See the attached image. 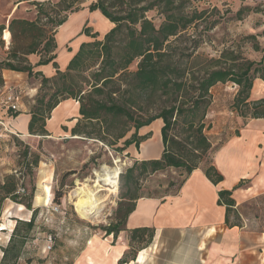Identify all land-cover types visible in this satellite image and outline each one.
Wrapping results in <instances>:
<instances>
[{"label": "rangeland", "instance_id": "obj_1", "mask_svg": "<svg viewBox=\"0 0 264 264\" xmlns=\"http://www.w3.org/2000/svg\"><path fill=\"white\" fill-rule=\"evenodd\" d=\"M60 1L0 0V26H3V22L7 19L9 23L13 19L35 21L39 5L34 4H42L39 24L41 29L48 32L46 36L52 40L50 46L55 45V23L73 11H86L91 3L96 2V0H78V3L65 9L71 0H67L65 4H61ZM186 1L183 8L185 13L202 12L201 19L172 42V62L177 63L180 69H185L186 78L191 73L201 74L202 71L198 72L199 70L210 68L217 61L221 66L224 62L227 65L231 64L227 58L233 53H240L242 57L252 61L260 60L264 31L255 33V27L261 23L260 3L247 6L245 0H240L238 7L239 3L232 0ZM15 6L17 9L11 12V8ZM252 10L258 15L251 16ZM89 14L92 26L101 28L100 23L90 17L91 13ZM145 16L156 28L164 18L157 6L148 10ZM88 28L93 30L91 27ZM0 36H2L1 29ZM119 38L117 37V42L114 43L118 49L122 44ZM101 41H104V38ZM31 43L29 36L25 38L12 36L6 53L8 55L11 49L25 52L26 47L28 48ZM42 47L43 44L35 54L46 58L47 55ZM222 55L224 58L221 57ZM138 62L139 59L133 60L126 72L134 73L138 69ZM100 67L101 59H98L96 54L89 55L84 61V66L78 71L71 72L65 79H58L57 82H51L44 87L39 85L32 106L36 104L37 94L44 97L45 101L48 99L54 101L66 97L69 99V90L70 92H75L79 88L84 92L90 90L92 74L99 71ZM34 80L40 84L39 77H35ZM63 82L68 86V91L56 92ZM115 88H118L119 92L113 95L114 99L130 111L132 120L126 117L113 119L109 115L93 121L81 118L78 123L80 133L76 134L77 138H72L74 135L68 134L67 137L60 139L28 138L26 143L0 127V170L7 169L2 178L4 180L6 176H14L16 191L18 188H24L22 194L16 193L17 202L24 201L33 190L32 208L37 209L32 231L26 235L24 226L20 225L16 234L14 233L13 243L19 248L20 254L17 264L29 262V264H119L121 257L117 260L112 257L116 255L119 246L124 248L125 252H130L127 259L133 253H139L133 261L134 264H167V258L173 257L175 247L172 245V238L168 240L163 236L156 241L152 238L146 246L143 242H135L130 248L123 234L119 233L114 238L105 233V228L119 221L131 203L128 201L127 189L120 178L114 193L110 194L108 191L96 193V197L100 198L97 201L99 214L97 222L83 219L74 210L73 203L76 198L73 192L80 187L79 183L89 180L87 184L93 187L95 174L102 166L110 168L119 166L122 174L133 164L134 158H139V150L136 152L133 147L123 148L124 141L135 131L134 122L146 121L157 115L163 107L170 105L166 96L151 91L140 92L130 89L124 81L117 82ZM236 92L237 90L229 82L218 83L209 91L210 104L206 123L210 125L207 136L213 145H223L236 134L241 136L250 122L248 120L244 125L245 121L231 109ZM93 98L97 99L100 96ZM122 133L124 137L117 140L116 137ZM36 156L38 160L34 165L33 160ZM256 157L258 160L261 159L260 149ZM178 172L168 169L145 176L137 185L136 195L161 197L174 193L176 186L168 189L167 183L174 181L177 185L182 179ZM249 182L250 179H245L236 187L241 193H236L235 196L237 200L242 201L237 208L242 217L252 219L248 230L255 235L256 252L262 254V257L255 258L254 264H264V237L261 236L264 230V197L259 196L249 200L242 190L250 185ZM134 190L132 188V193L135 192ZM36 197L37 200L41 199L42 203L36 201L39 205L35 204ZM56 197L58 200L55 201ZM19 205L21 204L5 199L0 207V225L4 226V230H0V260L2 249L8 244L16 220L28 221L31 217V211L23 205L24 209L20 210ZM48 235L53 237V247L49 251L45 247ZM20 242H23L21 246ZM138 249L143 250L137 252ZM91 256L95 258L93 261Z\"/></svg>", "mask_w": 264, "mask_h": 264}, {"label": "trees", "instance_id": "obj_2", "mask_svg": "<svg viewBox=\"0 0 264 264\" xmlns=\"http://www.w3.org/2000/svg\"><path fill=\"white\" fill-rule=\"evenodd\" d=\"M67 0H61L65 4ZM186 0H96L88 6V11L98 10L113 27L104 35V41L94 39L92 42L82 43L77 53L70 60L66 70H57L52 78H46L40 72H34L33 67L28 63L26 55L36 53L40 45L46 53V58H40L38 65H45L56 58L54 50L56 44L47 38L48 32L41 29L40 11L42 4L39 5L37 18L35 21L23 19H13L8 25L11 37L29 36L32 43L26 47L25 52L10 50L7 58L0 62V85H3L1 71L11 70L24 72L29 76L39 77L40 86L44 87L58 79H65L71 72L78 71L84 66V61L89 55L96 54L101 59L99 71L92 74L93 80L90 90L84 92L79 88L75 92H70V98L79 103V114L86 121L98 120L102 116H111L113 119L126 117L132 120L130 111L123 105L118 104L113 95L119 92L116 87L117 82L124 81L130 89L140 92H156L166 96L170 105L163 107L157 115L146 121H135L134 133L129 139L124 141L123 148L134 144L138 150L140 141L143 137L137 136V130L150 124L156 119L162 121L160 136L162 152L158 159L134 161L124 173L120 174V181L126 187L128 201L131 202L124 211L121 219L115 224L105 228V233L114 238L123 231L125 220L133 211L135 201L139 198H152L153 196L136 195L137 185L145 176H151L158 172L168 169L179 171L182 176L177 185L174 181H168L167 188L176 186L174 193L179 189L184 180L196 169L203 171L206 178L217 185L223 180L222 174L217 170L213 163V156L220 145H213L207 136L210 125L206 123V116L210 104V89L218 83H231L237 87V92L231 104V109L245 122L251 119H264V98L250 101V91L253 82L260 79L264 83V53L259 61H252L242 57L240 53L231 54V64L226 62L220 65L217 61L210 68L201 69V74L190 76L185 74V69H180L177 63L172 62V42L180 38L188 27L201 19L202 12L194 11L187 14L183 11ZM78 3V0H71L65 9ZM158 7L163 14V21L156 28L145 13L153 7ZM74 12V11H73ZM240 13V10L238 11ZM47 17V14L45 15ZM67 17H63L55 23L56 29L61 26ZM4 26H0L2 30ZM37 32V34H36ZM56 33V30H55ZM83 33L89 35L88 29H83ZM8 34L6 33L5 38ZM90 36V35H89ZM96 34L92 38H96ZM122 42L119 49L114 45ZM117 49V50H116ZM221 57L224 58V55ZM139 59L138 69L134 73H128L127 68L131 62ZM65 82L56 89L68 91ZM93 96H100L94 99ZM44 100L37 94L36 104L31 110V118L28 124L30 135H45V121L50 117V113L62 100ZM17 113L13 114L16 116ZM74 134H79L78 124L72 130ZM124 137V133L119 134L116 139ZM37 156L33 164H37ZM173 180V179H172ZM132 188L135 192L132 193ZM172 193L165 194L163 196ZM217 204L225 208L224 223L227 227H241L242 219L235 210V201L231 197L232 191L219 190ZM161 196V197H163ZM16 181L14 176H6L0 185V207L5 199L23 205L31 211L28 221L16 220V225L8 244L2 249L0 264H17L20 258L19 248L13 243L14 233L18 227L23 225L26 235L30 233L34 226L37 209L32 208L33 190L25 197L24 201L17 202ZM58 198H55V201ZM232 217V219H231ZM16 234V233H15ZM264 234V231H263ZM154 236L153 230L149 228H137L129 231L128 240L131 248L135 242L149 244ZM26 237V236H24ZM24 239V238H22ZM24 241V240H22ZM23 242H20V246ZM53 247V245H52ZM142 249H138L137 252ZM125 252L118 261L119 264H126L134 261L137 253ZM30 263V262H29ZM27 263V264H29Z\"/></svg>", "mask_w": 264, "mask_h": 264}, {"label": "crops", "instance_id": "obj_3", "mask_svg": "<svg viewBox=\"0 0 264 264\" xmlns=\"http://www.w3.org/2000/svg\"><path fill=\"white\" fill-rule=\"evenodd\" d=\"M232 1H237L238 7L240 6V0ZM244 2L247 6L261 4L262 12L259 15L261 23L255 27V33H262L264 31V0H245ZM12 8L11 12L17 9L16 6ZM89 13H91L90 17L100 23L101 28L92 26ZM250 14L251 16L258 15L255 10H252ZM8 25L7 19L3 22L4 28L1 30L2 36H0V62L5 60L6 51L11 42ZM112 27L113 24L98 10L89 12L87 9L70 13L66 21L56 29V48L54 50L56 58L52 62L38 65L41 57L35 53L25 57L34 72H40L46 78H52L56 74L53 63H56L57 70L64 72L82 43L92 42L94 39L100 41ZM253 27L251 30L254 32ZM85 28L88 29L90 36L83 33ZM5 30L6 32H4ZM6 33L8 38H5ZM94 34L97 35L96 38L91 37ZM262 49L260 58L264 53V45ZM1 76L3 85L18 89L21 95L19 111L16 116L11 112L0 111V127L4 131L24 143L28 138L60 139L67 137L68 134L69 136L74 135L72 138H77L76 134L72 132L82 118L79 114L77 101L72 98L62 100L53 108L50 117L45 121L46 134L30 135L28 133L30 112L34 104L33 98L38 92L40 84L34 80V76H29L24 72L3 70ZM233 87L237 90L235 85ZM261 98H264V83L260 79H256L253 82L249 100L256 101ZM161 126L162 121L156 119L137 130V136L145 138L139 143V158H134L133 161L160 157L162 152ZM246 126L241 136L236 134L234 137H230V141L221 145L213 156V163L223 176V180L217 185H213L202 170L196 169L184 180L175 193L163 197L137 199L133 211L125 220L123 231L120 232L124 235L126 244L129 246L130 230L149 228L154 232L153 241L160 240L163 236L168 240L172 238L175 252L171 259L167 258V264H254L255 258L262 257V254L255 250V235L248 230L252 219L242 217L238 212L237 207L242 201L237 200L235 196L236 193H241L236 187L243 180L250 179V185L242 189L246 197L249 200L259 196L264 197V119H251ZM130 147L138 152L134 144ZM259 149L261 151L260 160L256 157ZM6 172V168L0 170V184L3 183L2 177ZM219 190L232 191L231 197L235 201L234 208L242 219L241 227L229 228L225 225V208L217 204ZM37 198L35 204L36 201L42 203L38 202ZM19 208L20 210L24 209L22 205H19ZM261 236L264 237L263 232ZM123 253H125V249L119 246L116 255L112 257L117 260L123 256ZM94 259L91 256V260ZM130 262L134 264L133 261Z\"/></svg>", "mask_w": 264, "mask_h": 264}, {"label": "bare ground", "instance_id": "obj_4", "mask_svg": "<svg viewBox=\"0 0 264 264\" xmlns=\"http://www.w3.org/2000/svg\"><path fill=\"white\" fill-rule=\"evenodd\" d=\"M121 169L117 167L102 166L95 174L94 186L91 187L87 184L89 180L79 183L80 187L77 188L73 194L75 202L73 203L75 212L83 219L89 222L98 221L97 201L100 199L96 197V193L100 191H108L110 194L116 191L118 178ZM48 192V191H47ZM40 202L41 199H38ZM0 230H4V226L0 225Z\"/></svg>", "mask_w": 264, "mask_h": 264}, {"label": "built area", "instance_id": "obj_5", "mask_svg": "<svg viewBox=\"0 0 264 264\" xmlns=\"http://www.w3.org/2000/svg\"><path fill=\"white\" fill-rule=\"evenodd\" d=\"M6 32V30L4 31ZM16 92V89L12 86L2 85L0 88V111L11 112L13 114L19 111L20 93ZM24 188H18L16 193L22 194ZM53 245V237L48 235L46 238V250H51Z\"/></svg>", "mask_w": 264, "mask_h": 264}]
</instances>
